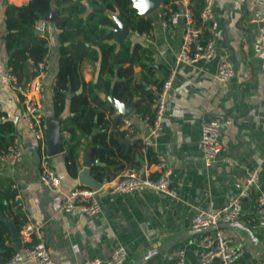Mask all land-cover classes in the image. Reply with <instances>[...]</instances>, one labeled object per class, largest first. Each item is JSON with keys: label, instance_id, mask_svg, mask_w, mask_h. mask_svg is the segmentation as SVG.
I'll return each instance as SVG.
<instances>
[{"label": "crops", "instance_id": "1", "mask_svg": "<svg viewBox=\"0 0 264 264\" xmlns=\"http://www.w3.org/2000/svg\"><path fill=\"white\" fill-rule=\"evenodd\" d=\"M29 1L0 0V113L3 114L0 121L11 123L10 135L18 141L22 152L21 161L14 166L0 161V263L20 249L16 235L30 226L43 231L51 264L105 261L117 248L127 253L124 264H173L180 253L183 264H197L201 234L192 232V217L198 211L214 210L237 198L246 173L254 170L257 186L241 199V216L234 223H223L220 230L240 252L234 264H264V227L259 226L255 215L259 192L264 193V51L253 50V43L264 32V21L250 22L260 12L257 0H213L212 14L217 27L212 34L206 33L214 40L213 56L195 64L174 65L183 33L179 23L176 26L165 23L167 13H174L172 4L178 5L174 0L168 4L159 0L157 9L145 16L151 19L146 41L129 28L124 40L117 42L115 35L116 48L124 42L130 46L138 43L146 49L142 57L144 67L140 63L132 66L133 86L141 84L154 95L159 88L155 83L161 84L174 71L161 131L144 153L142 141L148 135L144 120L151 116V102L147 112L142 110L143 102L137 107L141 88L136 89L137 95L130 102L117 100L112 94L116 79L112 78L106 88L107 74L98 75V62L83 59L78 64L82 79L90 83L98 99L105 103L102 108L108 126L102 143L91 144L89 138L76 134V176H71L67 168L64 145L70 138L63 130L64 121L70 117V94L58 118L54 117L53 107L60 60L55 22L58 12L69 6L57 8L53 4L51 13L38 20L42 22V31L34 26L35 35L46 41L48 50L44 61L47 73L42 80L45 97L40 104L44 137L51 149L62 146L50 159L60 180L59 191L48 193L38 181L39 166L35 160L38 154L24 117L21 94L13 90L6 78L4 20L10 7L18 8ZM191 1L181 0L180 4L192 15ZM89 9L81 18H85ZM93 10L105 13L116 24L120 21L116 13L105 11L102 5ZM197 17L193 16L195 23ZM63 46L69 47V42ZM69 52L73 49L69 48ZM221 62L234 71V77L225 84L214 79ZM26 73L29 81L36 75L37 67L29 62ZM80 92L81 88L75 89V94ZM116 101L131 108L126 117L113 106ZM216 118L229 120L230 124L221 129L222 150L217 162L205 167L199 145L200 130L204 123ZM94 132L103 133L100 129ZM157 154L164 157L171 170L170 189L176 193L175 198L154 191L109 194L102 187L94 191L101 208L99 214L85 216L60 211L64 195L80 187L89 189L86 186L89 178L102 185L124 169L147 171L151 178H156Z\"/></svg>", "mask_w": 264, "mask_h": 264}, {"label": "built area", "instance_id": "2", "mask_svg": "<svg viewBox=\"0 0 264 264\" xmlns=\"http://www.w3.org/2000/svg\"><path fill=\"white\" fill-rule=\"evenodd\" d=\"M201 9L194 22L190 12L180 15L178 12L172 13L165 21L167 25L176 26L180 18L184 21L182 40L179 53L176 55L174 65H190L200 60H207L213 56L214 40L212 34L217 25L213 20L212 4L213 0H200ZM260 12L250 18L251 23L264 21V0H257ZM36 30L42 31V22L36 23ZM145 41L147 33L139 35ZM253 50L258 53L264 51V32L253 43ZM47 73L45 62L37 66V73L23 87L18 88L15 78L7 68V80L11 83L13 90L19 91L22 97L24 117L29 132L35 140L36 151L39 157L38 181L48 191L58 192L60 180L51 164L50 148L45 140L43 132V122L40 110L41 101L45 97L43 78ZM174 71H171L162 81L160 87L156 89L154 97L150 103L151 116L144 120L147 137L142 141L141 151L144 153L150 148L158 137L162 128V119L167 104V97L171 89ZM234 77L233 69L226 63L218 64L214 79L225 84ZM229 120L213 119L204 123L200 130L199 145L202 152V159L205 167L215 164L221 153L220 142L221 129L229 125ZM22 159L18 141L13 139L8 147L0 153V161L8 166H14ZM154 165L157 172L156 178H151L147 171L143 173L134 169L122 170L114 179L106 181L100 186L109 194H128L131 192L154 191L171 198L176 197V193L170 189L171 170L168 168L164 157L157 154ZM257 180L256 171L246 173L244 186L238 193L237 198L225 205L210 211H198L191 219V228L217 227L223 223H234L241 216L240 201L246 198L248 191L255 188ZM95 192L88 188H76L66 193L62 199L60 211L68 214H82L94 216L101 212L99 203L95 199ZM255 215L259 226L264 227V193L259 192L256 202ZM20 249L14 251L11 256L0 264H26L35 262L36 264H51L48 249L45 247L44 233L40 228L24 227L18 234ZM33 239V240H32ZM196 253L197 264H234L240 252L232 245L231 241L220 229L203 233L198 242ZM127 261V253L123 248L112 251L105 261L94 259L88 264H124ZM183 253L176 263L183 264Z\"/></svg>", "mask_w": 264, "mask_h": 264}, {"label": "trees", "instance_id": "3", "mask_svg": "<svg viewBox=\"0 0 264 264\" xmlns=\"http://www.w3.org/2000/svg\"><path fill=\"white\" fill-rule=\"evenodd\" d=\"M84 2L81 4L79 0H30L21 7H10L4 20L3 47L8 53L7 68L15 78L16 86L21 88L28 81L26 70L29 62L34 68L37 67L39 63L45 61L48 51L46 41L35 35L36 22L51 13L53 4L57 8L69 6L58 12L55 22V27L59 30L60 60L53 88V107L54 117L58 118L69 98L67 95L70 94V117L64 121L63 130L70 136L64 145L67 150V168L71 176H76L78 171L76 134L89 138L91 144L102 143L108 126L105 110L102 108L105 103L98 99L90 83L87 84L82 79L78 64L83 59L89 58L98 62V75L107 74V79L104 80L106 88L110 86L112 78L116 79L112 84V94L117 100L128 103L135 94L137 95L136 89L141 88L142 96L137 107L143 102L142 110L147 112L148 105L154 97L145 86L132 84V66L140 63L144 67L142 57L145 47L138 43L130 46L129 43L121 42L120 48H116L113 40L114 30L118 29L117 24L105 13L93 9L102 5L105 11L116 13L120 21L137 35L150 31L151 19L139 16L132 8L130 0H84ZM168 2L169 0H162L163 4ZM87 8L91 10L89 9L83 19L80 15ZM190 9L192 15L197 17L201 9V1H191ZM171 11L177 12V6L172 4ZM170 15L171 13H167L166 18L168 19ZM65 42H69V47L63 46ZM69 48L73 49L72 53L69 52ZM125 64L128 66L124 67ZM155 85L158 88L161 84L155 83ZM76 88H81L79 94H75ZM0 117L3 118L2 113ZM96 129H100L103 133H95ZM11 132V123L0 121V153L12 142Z\"/></svg>", "mask_w": 264, "mask_h": 264}, {"label": "water", "instance_id": "4", "mask_svg": "<svg viewBox=\"0 0 264 264\" xmlns=\"http://www.w3.org/2000/svg\"><path fill=\"white\" fill-rule=\"evenodd\" d=\"M178 5H177V8H178V13L180 15H183L184 14V9L182 7V5L180 4L181 0H174ZM159 0H145V3L149 6L147 8V11H144V12H141L140 8L137 6L139 5L140 3V0H132V7L136 9L137 11V14L141 17H145L147 16L149 13H151L152 11H154L155 9H157V7L159 6ZM179 24L184 26V21L182 18H180L179 20ZM117 27L118 29L116 30L115 32V35H116V41L117 42H120L122 40H124L128 33H129V29L128 27L122 23L121 21H118L117 22ZM113 106L115 107V109L121 113V115L123 117H126L127 114L130 112L131 108L130 107H127V106H124L122 105L121 103L119 102H113ZM124 144L125 141L123 142ZM61 145V144H60ZM61 147L62 146H59V148L57 147H53L51 149V147L49 146L50 148V155H53V154H56V153H59L60 150H61ZM38 155H36L35 157V160L36 162L38 163L39 162V157H37ZM89 187V189L97 192L99 189H100V186L101 184L100 183H97L95 181H93L91 178H89V182L87 183V185ZM46 193H48L49 191L47 189H45ZM222 227V224H219L216 228L217 229H220ZM215 227H207V228H199V229H193L192 232L194 234H203V233H207V232H210V231H213L216 229ZM19 234V233H18ZM18 234L16 235V237H18Z\"/></svg>", "mask_w": 264, "mask_h": 264}, {"label": "clouds", "instance_id": "5", "mask_svg": "<svg viewBox=\"0 0 264 264\" xmlns=\"http://www.w3.org/2000/svg\"><path fill=\"white\" fill-rule=\"evenodd\" d=\"M141 12H144V11H147V8L149 7L146 3H145V0H140V3L139 5H137Z\"/></svg>", "mask_w": 264, "mask_h": 264}]
</instances>
